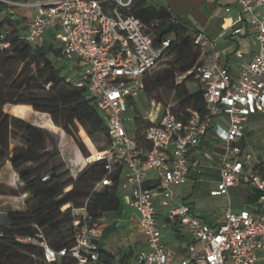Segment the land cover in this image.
<instances>
[{
    "label": "built area",
    "instance_id": "2783aa9c",
    "mask_svg": "<svg viewBox=\"0 0 264 264\" xmlns=\"http://www.w3.org/2000/svg\"><path fill=\"white\" fill-rule=\"evenodd\" d=\"M0 1L9 11L11 7L34 8L20 38L39 43L54 29L62 45L58 62L74 74L78 85L89 86L91 97L105 113L111 142L95 157L107 160V174L96 187L111 185V174L121 169L123 201L137 212L148 244L138 254L137 264H264V174L252 163L246 133L250 117L264 112V0H237L252 26L257 48L238 74L231 71L217 39L202 30L196 34L195 42L209 59L189 73L202 84L206 113H193L184 120L171 105L162 106L142 138L128 130L124 113L130 100L144 90L145 76L163 59L170 39L155 45L143 21L121 9L132 0ZM5 12H0V19ZM241 31L240 27L233 29L234 34ZM226 33L224 29L221 35ZM13 34L9 24L0 26V51L10 46ZM236 55L244 53L237 51ZM186 75H179L177 81ZM209 134L225 149L220 180L212 193L230 197V188L242 181L261 190L253 207L236 209L229 198L215 221L197 214L175 194L197 164L192 162V152L201 153ZM160 209L167 218L178 220L193 239L181 258L164 240ZM74 214L75 242L70 247L54 248L42 232L17 238L42 246L49 262L70 256L77 264H97L101 219L87 206L74 207ZM3 235L0 226V238Z\"/></svg>",
    "mask_w": 264,
    "mask_h": 264
},
{
    "label": "trees",
    "instance_id": "16d2710c",
    "mask_svg": "<svg viewBox=\"0 0 264 264\" xmlns=\"http://www.w3.org/2000/svg\"><path fill=\"white\" fill-rule=\"evenodd\" d=\"M121 9L143 21L155 45L170 39L164 53L171 58L170 66L165 73L145 76L147 94L161 102L157 90L164 88L171 92L178 105L166 102L164 107L171 105L181 119L186 120L193 113L204 115L207 105L202 84L194 73H189L204 62L203 50L195 42L201 30L193 29L162 0H132L128 7ZM3 10L6 12L0 19V26L9 24L14 34L10 46L0 51V164L11 161L24 182L20 193L28 192L29 195L25 209H10L0 217L4 230L0 238V264H77L70 256L49 262L42 246L21 242L17 237L37 236L42 232L54 248L72 246L75 242L74 207L87 206L96 218L122 207L121 169L116 168L111 174V185L101 187L96 186L107 174L106 159H93L73 175L61 159L56 135L48 128L12 115L4 106L7 103L26 104L49 113L53 122L73 137L85 157L92 152L81 130L86 131L83 134H88L101 151L111 142L107 117L91 97L88 85H78L63 74L64 65L58 64L62 45L54 29L48 31L42 42L32 43L19 37L26 25L0 1V12ZM184 74L187 75L177 81V77ZM190 83L197 84L199 89L192 91ZM15 111L27 113L24 106ZM134 121L136 136L142 138L152 121L146 120L140 112L136 113ZM255 169L264 174V161L255 163ZM45 175L47 179L43 178ZM260 194V189L250 186L247 203L254 204ZM101 258L112 260L115 255L101 249Z\"/></svg>",
    "mask_w": 264,
    "mask_h": 264
},
{
    "label": "crops",
    "instance_id": "0c3cea01",
    "mask_svg": "<svg viewBox=\"0 0 264 264\" xmlns=\"http://www.w3.org/2000/svg\"><path fill=\"white\" fill-rule=\"evenodd\" d=\"M162 1L168 4L172 11H174L176 15L186 21L193 29L202 30L211 39H217L218 46L223 50L227 64L230 66L231 71L234 74H238L241 65L245 62H248L255 53L257 48L254 45L251 37L252 26L246 22V14L241 12L237 0ZM241 16H243V19L240 18ZM236 27L242 28V31L240 33L234 34L233 29ZM224 29L227 31V33L225 35H221V32ZM237 51H242L244 55L239 57L236 55ZM208 59L209 57L206 56L204 60ZM19 106H24V109L27 113L21 114L15 111V108ZM4 109L12 115L24 118L38 126L48 128L54 133H57L59 135L61 156L65 162H69V168L72 170L73 174L77 175V173L88 162L93 160V155L89 157H85L83 155L81 149L73 137L67 134L62 127L57 126L53 122L49 113L37 111L33 109L32 106L26 104L7 103L5 104ZM84 131V129L81 130L83 138ZM61 138L67 139L72 143L75 150V157H68L65 155ZM224 153L225 149L222 147V144L217 139H215L212 134H209L203 143L201 153L196 151L192 152V162L196 161L197 164L193 166L190 176L194 173V171L201 172L200 167L204 157H214V159H218V162L220 163L218 178L219 181L221 160ZM71 159L75 160L72 162ZM7 164L13 169L12 180L17 181L20 179L19 173L12 166L10 160L7 161ZM152 174L153 173L150 172L149 176ZM21 184V186L24 184L22 180ZM181 187H177V190H175L177 197L189 202L195 209L196 213L201 215L200 211L197 209L196 203L192 200H189L187 196L182 195ZM120 192L123 194V189L120 188ZM28 195V192L15 195L17 199H23L24 204L18 205L20 209L26 208L25 198H27ZM255 203L251 204L252 206H249L250 204L247 203V200L237 204L232 202L233 207L236 209L241 207H253ZM159 212L161 221L164 223V240L176 252L177 257L181 258L187 253L193 239L191 235L180 225L178 220L167 218L164 209H160ZM220 215L221 214L213 215L208 219L215 221ZM100 219L102 225L98 238L101 249L106 253L115 255V258L112 260L101 258L97 264H137L138 254L142 250L148 249V244L146 243L145 234L141 228L137 212L129 205L123 203L122 207L118 211L106 212ZM132 258L133 260H131Z\"/></svg>",
    "mask_w": 264,
    "mask_h": 264
},
{
    "label": "rangeland",
    "instance_id": "374dc122",
    "mask_svg": "<svg viewBox=\"0 0 264 264\" xmlns=\"http://www.w3.org/2000/svg\"><path fill=\"white\" fill-rule=\"evenodd\" d=\"M10 11L13 16L22 19V24H28L32 19L34 8L11 7ZM56 30L59 33L62 32L61 29ZM202 58L205 59L206 56ZM170 63L171 58L164 56L159 64L151 70L149 75L156 76L159 73H165ZM58 64H60V62H58ZM63 74H66L69 78L74 76L67 68H63ZM189 86L192 91L199 89L198 85L195 83H190ZM157 91L159 92L158 95L161 97V102H159L157 98H151L146 90L141 91L140 94L134 98L133 103L130 100V107L124 113V118L127 128L131 133H134L136 129L134 116L137 112H140L142 116L146 117V120L152 121V118L155 119V117L159 116L161 108L166 105V102L174 106L178 105L176 101H173V94L171 92L164 88H160ZM246 133L251 143L249 148L252 154V163L264 161V112L255 113L250 117L246 125ZM248 133L250 134L248 135ZM54 134L59 143V135L57 133ZM85 138L87 140L86 142H88L89 149L92 151L93 159H95L99 149L94 145L91 137L85 134L84 139ZM12 142L15 144L18 143L16 140H12ZM61 143L65 155L68 157H75V150L72 143L63 138H61ZM74 160H72V162ZM66 163L67 167H69V162L66 161ZM219 166L220 163L218 159H214V157H204L200 167L201 172L194 171L188 182L181 187L182 195L194 201L200 214L206 218L221 214L229 204V197L212 193V189L217 186ZM12 173L13 169L7 164V161L0 164V217H3L10 209H20L18 205L24 204L23 199L21 200L15 197L16 194H20V191H22L21 180H12ZM249 189L250 184L244 181L232 186L229 191L232 202L235 204L245 202ZM175 190H177V187ZM249 206L252 205L250 204ZM131 260H133V258Z\"/></svg>",
    "mask_w": 264,
    "mask_h": 264
}]
</instances>
